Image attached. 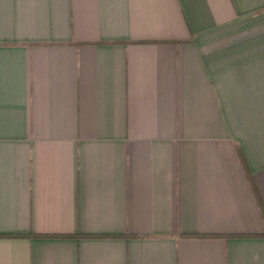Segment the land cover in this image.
<instances>
[{
    "label": "crops",
    "instance_id": "crops-1",
    "mask_svg": "<svg viewBox=\"0 0 264 264\" xmlns=\"http://www.w3.org/2000/svg\"><path fill=\"white\" fill-rule=\"evenodd\" d=\"M0 264H264V0H0Z\"/></svg>",
    "mask_w": 264,
    "mask_h": 264
}]
</instances>
